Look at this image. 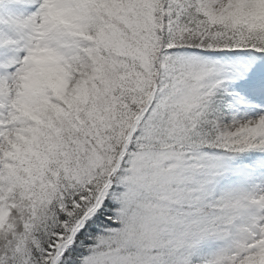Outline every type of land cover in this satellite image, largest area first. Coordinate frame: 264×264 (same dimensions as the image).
<instances>
[{"label":"snow or ice","instance_id":"obj_1","mask_svg":"<svg viewBox=\"0 0 264 264\" xmlns=\"http://www.w3.org/2000/svg\"><path fill=\"white\" fill-rule=\"evenodd\" d=\"M0 264H264V0H0Z\"/></svg>","mask_w":264,"mask_h":264}]
</instances>
